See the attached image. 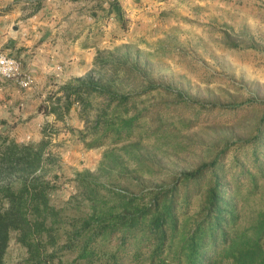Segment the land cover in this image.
<instances>
[{
	"label": "rangeland",
	"instance_id": "rangeland-1",
	"mask_svg": "<svg viewBox=\"0 0 264 264\" xmlns=\"http://www.w3.org/2000/svg\"><path fill=\"white\" fill-rule=\"evenodd\" d=\"M13 4L47 7L42 13L51 25L46 27L86 37L93 48L92 70L48 89L41 103L44 113L61 106L53 113L58 119L75 108L84 122L81 129L68 121L44 126L47 152L56 158L45 169L54 184V204L64 205L77 192L76 173L83 170L99 172L120 187L134 186L136 178L148 186L170 185L181 172L215 159L227 192L255 183L261 187L248 198L234 192L241 213L264 203V0H0V9ZM87 75L112 80L131 97L128 113H138L130 138L136 144L118 151L127 166L122 176L99 169L103 153L127 141L114 143L109 137L100 146L94 141L100 134L86 131L81 106L65 108L64 86ZM91 100L96 106L98 99ZM63 131L74 138L73 147L65 146L68 134L59 144ZM77 148L82 157L74 162L67 150ZM132 154L140 158L135 161ZM211 174L189 184L192 210L200 204L197 187ZM179 190L182 195L186 188ZM104 248L116 250L124 264H135V239L121 245L115 238ZM25 256L13 236L6 263L23 264Z\"/></svg>",
	"mask_w": 264,
	"mask_h": 264
},
{
	"label": "trees",
	"instance_id": "trees-1",
	"mask_svg": "<svg viewBox=\"0 0 264 264\" xmlns=\"http://www.w3.org/2000/svg\"><path fill=\"white\" fill-rule=\"evenodd\" d=\"M63 89L65 108L78 103L86 131L100 134L95 142L127 141L106 150L99 169L124 175L127 166L118 151L136 144L130 140L138 118L128 113L131 97L115 89L112 80L91 75ZM92 98L98 99L96 106ZM47 148L46 139L25 143L0 133V264H7L13 236L26 249L23 264H124L116 250L104 248L115 238L121 245L136 240L135 264H264V203L241 213L234 199L235 191L248 198L261 187L255 183L227 192L214 169L216 159L181 172L170 185L148 186L136 178L134 186L120 187L102 180L99 172L83 170L76 173L77 192L58 206L45 170L56 158ZM208 172V183L197 187L200 204L192 210L189 184ZM179 187L186 188L182 195Z\"/></svg>",
	"mask_w": 264,
	"mask_h": 264
},
{
	"label": "crops",
	"instance_id": "crops-1",
	"mask_svg": "<svg viewBox=\"0 0 264 264\" xmlns=\"http://www.w3.org/2000/svg\"><path fill=\"white\" fill-rule=\"evenodd\" d=\"M27 8L13 4L5 10L0 9V51L18 59L35 77L29 89H21L14 82L0 78V133L6 131L19 141L38 143L44 139V126L61 127L68 121L76 128L84 127L75 108L58 119L53 113L42 112L40 107L48 89L88 74L93 68L94 55L86 37H75L60 30L57 33L60 27H46L51 25V20H46L42 13L47 7ZM60 134L59 144L68 134L65 146H74L70 133ZM79 150H67L72 161L78 162L82 157L78 156Z\"/></svg>",
	"mask_w": 264,
	"mask_h": 264
},
{
	"label": "built area",
	"instance_id": "built-area-1",
	"mask_svg": "<svg viewBox=\"0 0 264 264\" xmlns=\"http://www.w3.org/2000/svg\"><path fill=\"white\" fill-rule=\"evenodd\" d=\"M0 78L12 80L22 88H29L34 82L31 72L24 71L15 57L0 51Z\"/></svg>",
	"mask_w": 264,
	"mask_h": 264
}]
</instances>
